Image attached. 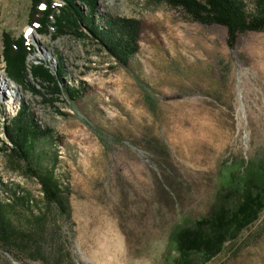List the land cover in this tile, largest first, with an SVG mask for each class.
<instances>
[{
  "label": "rangeland",
  "instance_id": "obj_1",
  "mask_svg": "<svg viewBox=\"0 0 264 264\" xmlns=\"http://www.w3.org/2000/svg\"><path fill=\"white\" fill-rule=\"evenodd\" d=\"M53 3L57 14L65 2ZM31 4L0 0V82L10 84L0 86V201L22 227L47 212L38 180L1 141L4 120L25 102L51 130L33 143L32 162L69 189L71 218L49 208L59 238L46 261L0 248V264L172 263L223 186L264 178V32L239 33L229 47L225 27L163 0H95L101 23L135 21L136 51L121 65L88 35H56L51 23L32 34ZM5 34L31 45L24 84L5 72ZM40 59L82 86L73 101L33 77L29 65ZM206 264H264V212Z\"/></svg>",
  "mask_w": 264,
  "mask_h": 264
},
{
  "label": "trees",
  "instance_id": "obj_2",
  "mask_svg": "<svg viewBox=\"0 0 264 264\" xmlns=\"http://www.w3.org/2000/svg\"><path fill=\"white\" fill-rule=\"evenodd\" d=\"M76 1L88 5L89 12L84 14L74 0H64L65 3L57 7L59 12L55 14L53 0H32L29 25L37 34L50 32L51 23L56 35L67 32L88 35L118 63L126 65L137 47L135 21L130 18L102 17L101 23L94 17L95 0ZM163 1L180 9L193 21L225 27L229 47L233 46L239 33L264 32V0H251L250 9L245 0ZM52 18L54 22H51ZM29 47L30 43L22 36L13 38L10 34L4 35L2 57L6 64L5 72L16 83H25ZM29 66V71L40 80V85L48 86L57 95L64 93L73 101L82 89L80 85L76 88L61 80V65L51 68L45 60L40 59L38 64ZM50 132L48 128L39 127L25 102H20L16 114L2 124L5 140L1 141L10 155L25 163V171L38 180L42 201L47 208V212L32 216L28 227H22L14 223L9 206L0 201V248L19 253L30 260L46 261L47 248L58 241L59 227L56 220L48 216L49 208L54 207L67 220L71 218L69 189L61 185L52 168L37 167L32 162L33 143L49 136ZM221 191L224 196L215 195L209 213L193 221L190 229L187 228L180 244V253L169 264H206L228 242L234 241L241 232L259 221L264 212V178L234 182L231 187L223 186ZM19 198L16 196L13 200Z\"/></svg>",
  "mask_w": 264,
  "mask_h": 264
},
{
  "label": "bare ground",
  "instance_id": "obj_3",
  "mask_svg": "<svg viewBox=\"0 0 264 264\" xmlns=\"http://www.w3.org/2000/svg\"><path fill=\"white\" fill-rule=\"evenodd\" d=\"M29 31L33 34V31L31 30V29H29ZM28 32V31H27ZM31 33H30V35H31ZM28 34H29V32H28ZM33 36V35H32ZM3 80H4V78H3ZM9 86L10 84L9 83H7L6 82V80H4V82H0V86ZM10 88H12V87H10Z\"/></svg>",
  "mask_w": 264,
  "mask_h": 264
},
{
  "label": "snow or ice",
  "instance_id": "obj_4",
  "mask_svg": "<svg viewBox=\"0 0 264 264\" xmlns=\"http://www.w3.org/2000/svg\"><path fill=\"white\" fill-rule=\"evenodd\" d=\"M41 7H43V6H41Z\"/></svg>",
  "mask_w": 264,
  "mask_h": 264
}]
</instances>
